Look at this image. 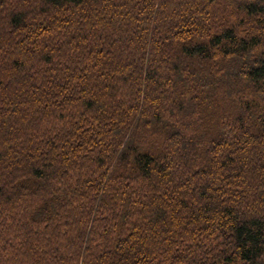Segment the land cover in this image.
<instances>
[{
    "label": "trees",
    "instance_id": "trees-1",
    "mask_svg": "<svg viewBox=\"0 0 264 264\" xmlns=\"http://www.w3.org/2000/svg\"><path fill=\"white\" fill-rule=\"evenodd\" d=\"M0 264H264V0H0Z\"/></svg>",
    "mask_w": 264,
    "mask_h": 264
}]
</instances>
